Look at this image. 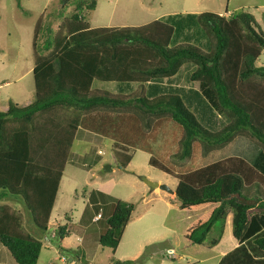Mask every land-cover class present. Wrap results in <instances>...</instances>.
<instances>
[{
  "label": "trees",
  "instance_id": "1",
  "mask_svg": "<svg viewBox=\"0 0 264 264\" xmlns=\"http://www.w3.org/2000/svg\"><path fill=\"white\" fill-rule=\"evenodd\" d=\"M94 3L77 0L74 11L53 31L50 26L42 29V14L36 18L30 42L33 98L23 106L8 102L0 111L1 197L18 198L38 233L49 227L60 176L84 114L127 112L136 116L143 130L168 117L181 127L178 150L170 156L175 162L189 157L195 140L207 154L237 135H246L264 152V65L254 64L264 49V32L250 13H198L196 21L209 42L204 52L191 44L168 46L173 28L158 19L134 26L90 27L81 10H92ZM184 63L194 65L189 80L198 82L210 106L228 119L218 130L203 128L177 94L144 96V83L171 77ZM92 81L133 82L137 89L109 94L91 89ZM115 146L119 150L112 151L113 158L124 168L129 155L124 146ZM173 193L180 210L209 206L185 230L190 243L214 245L228 213L231 234L238 241L264 227V192H252L235 173L218 174L196 187L179 180ZM234 194L254 202H240ZM131 209L127 201H113L106 227L98 235L100 247L116 248ZM215 224L217 237L207 240ZM68 232L65 224L54 228L59 252H68L59 245ZM252 242L264 252L263 236L255 235ZM0 245L16 264H35L41 248L40 239L25 229L21 213L7 204H0ZM74 251L78 263L87 264ZM122 262L113 259L110 264Z\"/></svg>",
  "mask_w": 264,
  "mask_h": 264
},
{
  "label": "rangeland",
  "instance_id": "2",
  "mask_svg": "<svg viewBox=\"0 0 264 264\" xmlns=\"http://www.w3.org/2000/svg\"><path fill=\"white\" fill-rule=\"evenodd\" d=\"M76 1L0 0V105L5 104L6 100L17 102L18 105L24 104L25 100H32L33 77L26 70L32 64L30 39L34 21L42 14V29L50 26L53 31L62 18H67L74 11ZM239 10L250 13L264 32V0H95V7L92 10L83 8L81 14L93 26L140 25L161 16L160 20L173 28L168 46L191 44L207 52L209 42L196 21L195 13L210 11L223 14ZM42 39L39 38L40 41ZM258 60L264 61V49ZM193 68L192 63H184L173 77L149 80L148 84L143 85V94L147 98L165 93L177 94L203 128L208 131L218 130L228 119L210 106L198 89V82L189 80L188 75ZM135 87L136 83L133 82L111 81H92L90 86L94 90L117 95L129 94ZM130 116L133 120L131 126L104 127L107 138L78 131L72 141L62 170V182L57 189L56 200L54 199L58 202V198H63L62 208L73 218V223L68 224L67 236L70 242H79L78 238L83 234V227L74 220L89 196L100 204L96 210L103 209L102 219L95 224L97 227H105V219L110 215L115 199L132 205L116 248L111 251L92 242L87 247V253L81 255L79 250V260H87L90 264H110L113 259H125L130 264H264L263 258L247 254V246L220 257L217 250L207 243H190L184 236L186 228L209 206L190 210H180L175 206L167 208L163 200L177 203L176 197L168 199L160 194L161 199H158V195L149 192V187L139 178L144 176L154 182L160 180L172 189L173 179L165 176L162 171L173 168L180 173V176L173 175L174 181L182 180L196 187L223 173L219 159L235 157L236 159L231 160L232 163L238 161L235 164L243 167V170L249 166L247 174L231 170L226 173L237 174L243 186L252 192L258 189L264 192V152L261 148L246 135H237L221 148L203 154L199 142L195 140L189 157L175 162L170 156L178 150L181 127L168 117H161L158 119L167 123L161 126V121H154L148 130H143L136 116ZM86 123L90 129L91 123L88 120ZM95 128L100 130V127ZM77 136L83 139L79 141ZM114 142L123 144L126 148L124 153L129 155L124 168L117 167L118 164L113 159L112 151L119 150L115 146L118 144ZM97 150L101 152L97 153ZM201 161L208 162L207 165H212L213 169L207 178L194 181L189 176L198 173L194 168ZM186 173L188 175L184 176ZM63 181L65 184L69 182L68 189H64ZM142 187L145 191L143 195L140 193ZM14 206L22 213L27 232L42 241L35 264H46L49 261L57 263V241L55 237L49 236L51 227L38 233L32 227L22 205L15 203ZM52 213L53 210L50 216ZM217 234L215 224L207 240L217 237ZM258 236L264 237V230ZM139 244H142V248L135 254ZM247 245L254 252L257 251L255 255L260 257L252 242ZM73 249L62 253L71 257L69 254H72ZM3 251L4 256L11 259L5 248Z\"/></svg>",
  "mask_w": 264,
  "mask_h": 264
},
{
  "label": "crops",
  "instance_id": "3",
  "mask_svg": "<svg viewBox=\"0 0 264 264\" xmlns=\"http://www.w3.org/2000/svg\"><path fill=\"white\" fill-rule=\"evenodd\" d=\"M94 7H95V3H94ZM198 13H200V12L195 13V15H197ZM217 14H221V13H217ZM153 19L160 20L161 16L160 17H154ZM153 19H151V20H153ZM151 20H149V21H151ZM89 26L90 27H101V26H93L90 24H89ZM131 26H134V25H131ZM103 27H106V26H103ZM30 42H31V39H30ZM256 62L257 61H254V63H256ZM31 67H32V64L26 71L31 72ZM173 76H171V77H173ZM146 84H148V82H146ZM146 84L144 83V85H146ZM136 89H137V84H136V87L134 88L133 91H135ZM8 102H9V100L8 101L6 100L5 104ZM29 102H31V100H25V103L20 104V105H25V104H28ZM5 104L0 105V111H4L7 108V106ZM16 104H17V102H16ZM130 115L131 114H128V113H119V112L117 113V112H111V111L90 112V113L84 114L80 117L76 132H77V134H78V131L79 132H88V133H91L92 135L97 136V137L107 138L104 127L113 126L114 128L115 127L118 128L120 126L122 128L126 124L131 126V123L133 120H131L132 116H130ZM87 120L89 121V123H91L90 129H89V125L86 123ZM155 121L160 122L161 119H156ZM165 123H167V121L162 122L161 126H163ZM95 127H100V130H97ZM76 132H75L74 138H76ZM77 138H79V141L83 139V137H81V136H79V137L77 136ZM114 143H116V142H114ZM116 144H118V143H116ZM118 145H123V144H118ZM232 159H236V158L235 157L234 158L225 157V158L219 159L218 161L220 162V170H222L223 173L226 172L227 170H231V171H236L237 173L239 172V173L247 174L249 166H247V168L245 167L243 170V167H241L238 164H235L238 161L235 160L232 163L231 162ZM238 160H239L240 164H243L242 160H240V159H238ZM207 164H208V162L201 161V164L199 166H196V168H194V171L198 172V173L196 175L189 176L190 179H193L194 181H199L200 179L207 178L213 169L212 165H207ZM241 171H243V172H241ZM162 173L165 176H167V177L170 176L173 179V182H171V184H173L172 189L169 187V185L165 184L164 182H161L160 180H156L157 185L153 189H150L151 191H149V192L155 193L156 195H158L157 196L158 199H161L160 194L163 197L171 199V198L175 197L174 193H173V187L179 181V180L174 181L175 179H174L173 175L180 176V173L177 172L176 170H174L173 168H167V170L165 169V171H162ZM186 175H188V173L184 174V176H186ZM61 182H62V173L60 176L58 187H59V184ZM63 184H64V189L65 188L68 189V187L70 185L69 182L67 184H65V182L63 181ZM140 193L142 195L145 193L144 187H142L140 189ZM55 200H56V195H55ZM55 200H54L52 208H51V210H53L52 216H50L51 214H49V218H48V222H47L48 226L51 227V229L53 228V226H56V225L65 224L68 226V224L73 223V220H72L73 218L69 217L67 212L64 211L62 208L64 199L58 198V202H55ZM173 202L171 203L168 200H163V203L167 208H173L174 206L178 208V201H177V203H173ZM15 203H18V204L20 203V205H22V203L20 202V200L18 198L1 197V191H0V204H7V205L11 206L12 208L18 210L14 206ZM97 205H100L98 203V201L93 200L92 198H90V196H89V198H86L84 205H82L80 207L78 214H77V217L74 220V222H76V224L81 225L83 227V231H82L83 234H81V236L78 238L79 242H76V243L70 242L68 236L66 235V236H63L62 239L59 241V245L61 247L67 249V251H71L73 249V247H75L74 252L80 253V251H81L82 252L81 255H82L84 253H87V247H88L89 243L96 242V244H98L97 243L98 235L105 229L106 225H105V227H101L99 225H98L99 227H97L95 225V224H98V222L102 219L103 209L100 211L101 216L97 220H92L93 215L99 210V208L96 210ZM22 207H23V205H22ZM51 210H50V212H51ZM18 211L20 212V210H18ZM21 215H22V213H21ZM230 217H231V214L228 213L226 218H225L224 224H223L222 232L218 236L217 242L214 245H212L211 247L213 249L217 250V253L220 257H224V256L234 252L236 249H238L242 246H245V247L247 246V249H248L247 254L248 255L251 254L252 257H254V258H263L264 259V252L259 251L256 248L258 250V254L260 256V257H257L255 255V253L257 251L254 252L253 249L247 245L248 243L252 242L255 235L258 236L260 234V232L264 230V227L261 228L256 234L248 237L247 239L242 240V241H238L231 234ZM52 223H54V224H52ZM252 244H253V242H252ZM141 248H142V244H139L135 254L138 253L141 250ZM4 254L5 253L3 251V247L0 245V264H16L10 255H9L10 258L13 261L11 259H9L7 256L5 257ZM69 256L72 257V254H69ZM117 260L123 261L120 264H123L125 262H130V261H127L125 259H117ZM84 262H86L87 264H90L89 261H87V260Z\"/></svg>",
  "mask_w": 264,
  "mask_h": 264
},
{
  "label": "built area",
  "instance_id": "4",
  "mask_svg": "<svg viewBox=\"0 0 264 264\" xmlns=\"http://www.w3.org/2000/svg\"><path fill=\"white\" fill-rule=\"evenodd\" d=\"M228 13H225V15H227ZM255 61H257L256 63H254L256 66H261V65H264V63L262 62V61H259L258 59L257 60H255ZM99 152H101L100 150H97V153H99ZM101 216V214H100V209L93 215V217H92V220H97L99 217ZM52 224H54V223H52ZM54 228H55V226L51 229V231H50V234H49V236L50 237H53L54 236ZM45 241H46V238H45ZM41 243H42V241H41ZM45 242L43 243V245L45 246ZM57 256V263H55L54 261L52 262V261H49V262H47L46 264H79L78 263V261L76 260V258H74V257H68L67 255H65V254H63L62 252H59V251H57V254H56ZM123 264H125V263H123ZM127 264H130V263H127Z\"/></svg>",
  "mask_w": 264,
  "mask_h": 264
},
{
  "label": "water",
  "instance_id": "5",
  "mask_svg": "<svg viewBox=\"0 0 264 264\" xmlns=\"http://www.w3.org/2000/svg\"><path fill=\"white\" fill-rule=\"evenodd\" d=\"M117 167H120L119 165H117ZM139 178L149 187V189H153L157 183L154 182V181H151V180H148L146 179L144 176H139ZM234 196L237 197V199L240 201V202H243V203H253L254 200L253 199H250V200H246V199H243L242 197L238 196L237 194H234Z\"/></svg>",
  "mask_w": 264,
  "mask_h": 264
}]
</instances>
